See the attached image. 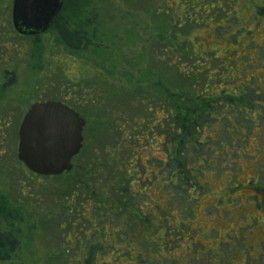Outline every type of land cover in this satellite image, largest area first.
<instances>
[{
	"label": "rangeland",
	"instance_id": "374dc122",
	"mask_svg": "<svg viewBox=\"0 0 264 264\" xmlns=\"http://www.w3.org/2000/svg\"><path fill=\"white\" fill-rule=\"evenodd\" d=\"M13 1L0 0V87L15 79L5 92L0 88V160L12 167L0 177L6 193L18 198L16 190L23 186L38 200L39 194L44 197L40 186L48 180L31 181L30 172L18 160L22 110L27 113L35 103L66 95L69 100L82 95L78 97L82 100L89 92L86 86L96 79L95 69L106 75V70L115 69L108 79L121 86L127 84V75H133L134 82L145 79V45L150 67H162L171 82L181 78L176 66L189 69L196 63L195 70L203 64V70L210 68L214 75L208 88L233 94L234 101L223 111L226 125L219 117L212 130H206V150L192 164L190 182L179 191L171 188L172 171H159L156 159L166 160L164 150L155 148L161 143L148 140L142 145L134 190L142 197L143 211L152 213L158 227L143 258L149 264H264V0H187L185 5L180 0H109L119 26L106 25L100 45L114 62H95L91 52L72 56L58 46L53 33L38 37L37 46L35 39L21 38L12 25ZM185 8L199 26L185 24L179 29L185 32L182 41L188 39V53L181 55L173 47L166 52L167 40L157 41V32L166 31L172 19L182 21ZM128 13L136 19H128ZM129 24L135 26V39L127 35ZM168 59L170 65L165 63ZM5 70L10 74L2 75ZM203 74L197 75L198 80L204 79ZM243 95L249 97L245 102L239 101ZM117 106L128 112L133 109L126 107L124 99ZM99 144L93 138L85 140L83 162L90 157L106 160ZM31 187H35L33 193ZM165 251L170 253L168 258ZM44 259L36 246L31 256L25 254L8 264H45Z\"/></svg>",
	"mask_w": 264,
	"mask_h": 264
},
{
	"label": "trees",
	"instance_id": "16d2710c",
	"mask_svg": "<svg viewBox=\"0 0 264 264\" xmlns=\"http://www.w3.org/2000/svg\"><path fill=\"white\" fill-rule=\"evenodd\" d=\"M186 1L180 0V4L185 5ZM110 10L109 0L99 3L98 0H64L54 26L46 33L55 34L58 46L71 51L72 56L91 52L95 62L100 59L114 62L100 45L105 26H119ZM126 16L137 17L131 13ZM185 24L199 27L187 9L182 21L172 19L166 31L162 28L160 33L156 31V40H167L166 52L173 47L181 55L188 53V39L182 41L185 32L179 30ZM129 25L127 35L135 39V26ZM20 37L35 39V46L40 44V36ZM15 51L18 57V50ZM149 53L144 45L142 59L147 69L142 76L145 79L140 77L134 82L133 75H125L127 84L121 86L108 79L114 76L115 69L106 70L107 75L95 69L96 79L86 86L89 92L82 100L79 99L82 95L72 100L67 95L48 100L66 103L84 117L85 140L99 141L102 158L106 160L90 157L88 162H83V147L71 172L46 178L45 185L40 186L44 188L45 198L39 194L38 200L33 194H27L23 186L16 190L19 197L14 198L0 184V264L18 262L25 254L31 256L36 246L45 254V264H149L143 256L149 251L148 240L157 236L158 227L154 225L152 213L143 211L142 197L134 190L137 188L134 172H138L142 161V145L148 140L156 145L161 143L155 148L164 150L166 160L156 159V163L159 171H172L171 188L179 191L190 182L192 164L206 150L203 141L206 130H212V123L219 117L226 125L223 111L227 112L234 101L233 94L208 88L209 77L214 75L210 68L203 70V64L195 70L196 63L189 69L176 66L175 73L181 78L171 82L162 67H150ZM169 59L165 63L170 65ZM95 66L100 67V63ZM9 74L5 70L2 75ZM202 74L204 79L200 81L197 75ZM11 80L1 85L3 92L15 82L14 78ZM248 98L243 95L239 101L245 102ZM123 99L126 107H133L131 113L117 106ZM25 114L22 110L21 120ZM210 140L208 137L205 141L209 144ZM10 163L15 164L13 160ZM11 168L0 160V177ZM31 176L28 178L34 182L43 178ZM23 199H29L28 204ZM169 254L165 251L167 258Z\"/></svg>",
	"mask_w": 264,
	"mask_h": 264
},
{
	"label": "water",
	"instance_id": "95a60500",
	"mask_svg": "<svg viewBox=\"0 0 264 264\" xmlns=\"http://www.w3.org/2000/svg\"><path fill=\"white\" fill-rule=\"evenodd\" d=\"M63 5L64 0H14L13 29L21 36H41L54 26ZM85 126V120L62 102L33 104L19 129L18 160L42 177L70 172L83 148Z\"/></svg>",
	"mask_w": 264,
	"mask_h": 264
},
{
	"label": "flooded vegetation",
	"instance_id": "af4514ba",
	"mask_svg": "<svg viewBox=\"0 0 264 264\" xmlns=\"http://www.w3.org/2000/svg\"><path fill=\"white\" fill-rule=\"evenodd\" d=\"M21 36V35H20ZM22 37H27V36H22ZM31 38V37H30ZM63 103V102H62ZM64 104H66V103H64ZM67 105V104H66ZM68 107H70L69 105H67ZM71 109H73L72 107H70ZM74 110V109H73ZM76 113H78V115L81 117V118H83L84 119V117L78 112V111H76V110H74ZM25 116V115H24ZM24 118V117H23ZM85 120V119H84ZM22 121H23V119H22ZM85 122H86V126L84 127V130H83V137H84V142H85V136H84V131H85V128L87 127V121L85 120ZM22 123V122H21ZM20 126H21V124H20ZM20 129V128H19ZM19 135V134H18ZM84 142H83V147H84ZM18 147H19V145H18ZM82 150H83V148H82ZM81 150V151H82ZM81 153V152H80ZM18 156V155H17ZM79 156V155H78ZM77 156V157H78ZM76 158V157H75ZM75 158L73 159V161H72V164H73V168H74V161H75ZM20 162V161H19ZM25 168H26V166L22 163V162H20ZM73 168H72V170H73ZM27 169V168H26ZM28 170V169H27ZM71 170V171H72ZM29 171V170H28ZM70 171V172H71ZM30 172V171H29ZM32 175H34V176H37V177H42V176H38V175H35V174H33L32 172H30ZM66 173H69V172H66ZM66 173H64V174H66ZM63 174V175H64ZM63 175H61V176H63ZM59 177V176H58ZM43 178H53V177H43ZM108 256V255H107ZM104 257H106V256H104ZM108 259V258H107ZM110 259V258H109Z\"/></svg>",
	"mask_w": 264,
	"mask_h": 264
}]
</instances>
